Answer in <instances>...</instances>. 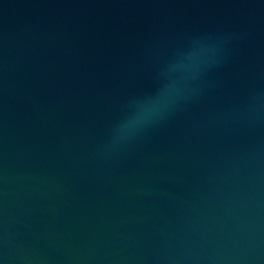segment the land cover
I'll use <instances>...</instances> for the list:
<instances>
[{
    "label": "water",
    "instance_id": "1",
    "mask_svg": "<svg viewBox=\"0 0 264 264\" xmlns=\"http://www.w3.org/2000/svg\"><path fill=\"white\" fill-rule=\"evenodd\" d=\"M0 264H264V0H0Z\"/></svg>",
    "mask_w": 264,
    "mask_h": 264
}]
</instances>
